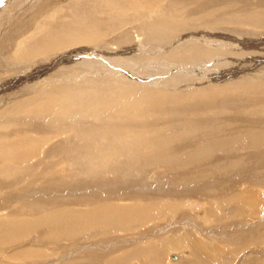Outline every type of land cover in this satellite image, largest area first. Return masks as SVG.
<instances>
[{
    "label": "bare ground",
    "instance_id": "1",
    "mask_svg": "<svg viewBox=\"0 0 264 264\" xmlns=\"http://www.w3.org/2000/svg\"><path fill=\"white\" fill-rule=\"evenodd\" d=\"M1 1L5 11L4 2L24 8L29 0ZM33 1L36 7L12 15L14 24L6 21L0 35V264H162L167 252L182 247L192 260L180 264H214L229 254L218 252L223 247H211L193 230L162 234L161 222L188 197L230 203L219 216L206 211L234 237L233 253L264 244L263 233L243 236L250 226L239 234L234 223L264 210V75L241 80L235 68L244 63L237 57L264 53V45L253 44L244 29L220 28L264 29V8L228 14L226 6L204 0ZM217 44L240 56L223 50L211 57L216 50L208 46ZM146 68L152 71L142 73ZM66 154L83 173H94L88 192L65 189L78 185L66 180L60 187L51 173L45 178ZM52 157L57 161L48 163ZM154 167L174 169L170 180L201 184L156 186L146 180ZM32 171L39 175L29 181ZM238 177L249 187L245 200L232 193ZM150 232L162 233L138 244ZM253 253L236 263L264 264Z\"/></svg>",
    "mask_w": 264,
    "mask_h": 264
},
{
    "label": "rangeland",
    "instance_id": "2",
    "mask_svg": "<svg viewBox=\"0 0 264 264\" xmlns=\"http://www.w3.org/2000/svg\"><path fill=\"white\" fill-rule=\"evenodd\" d=\"M210 1H212V2H210ZM34 2L35 1H33V0H29L28 1V6L26 5L27 4L26 3L25 4L26 6H24V8H23L22 4H21V6H20V4L18 6H14V3H12V4L10 3L8 5V4H6L4 2V7L3 8H7L8 7L7 9L9 11H7V9L5 11H2L1 8H2V5H3L2 4L3 2L1 1L0 2V35L2 34V32H3V34H5L8 31V26L9 25H7L6 27H4L6 25V21L10 25L11 24H14L13 23L14 22V17L13 18H10L12 15H15L17 17L18 16L20 17L21 14H23L24 12H27V7H29L31 5V3H34ZM215 2H217L218 4L220 3L223 6H226L225 9H226V12H228V14H232V13H236V12L237 13H243L242 11H245V10H247V11L248 10H253V8H255V9H259V8L262 9V8H264V0H204V3L208 4V6L209 5H212V4L213 5L216 4ZM37 3H39V2L37 1ZM213 5H212V7H213ZM34 6H35V3L33 4L32 7H34ZM16 8H18V9H16ZM196 10L197 9H194V11H196ZM219 13H221V15ZM217 16H223V11H219L218 10L217 11ZM226 16H228V15H226ZM225 18H227V17H225ZM17 24L18 25H22V21L20 20ZM223 25H224L223 27H222V25L220 26L221 31H223V32H225V31L222 30V28H225V27L226 28H228V27L229 28H232L234 26V28H236V29H240V30H243L244 29L246 31L244 33H247L248 34L247 37L249 38V40L251 42L253 41L252 42L253 44H256V43L258 44V42H260V45H264L263 44V42H264V29L257 28L256 26L249 25V24H239V25H232V26L231 25H228V24H223ZM240 26H242V27H240ZM107 30H108V26H105L104 31L107 32ZM30 31H32V28H30V30L27 31V32H30ZM194 31H196V30H194ZM183 34L184 33H180L181 36H183ZM211 35L209 34V36H211ZM216 38L220 42H223V43H224V41H226L222 37H216ZM193 43H192V45H193ZM208 48L215 49L216 52H213L214 54L215 53H218V51L219 52H224L223 50H225V53H223V54H225L229 58H231L232 56H240L239 54H237V51H234V50H231V49L229 50L228 48L225 49L222 46H219V44H217L216 46H213V47L212 46H208ZM227 49L230 52L233 51L232 53L233 54L235 53L236 55H233V54L229 55L228 53H230V52ZM253 55L256 56V58ZM213 56H217V55L215 54V55H212L211 57H213ZM241 56H243V57H237L236 59H242V58H244V61H242V62H244V63H242L244 65H242L241 63H238L240 65H238V64H236V66L234 65L235 68H237L239 70V72H238V74H239L238 76L240 77V78L238 77L239 79H241V80H248L249 79L250 81H252V80H257V77L258 76H261V75L263 76L264 75V53L259 54V53H254L253 52L251 54L241 55ZM246 57H249V58L247 59ZM134 60H136V59H134ZM138 60L139 59H137L135 63L139 62V64H141V62H144V61H146L148 59H140L141 62L138 61ZM252 60H254V61H252ZM123 64L125 65L126 68L128 67L129 70H131V68H132L133 71L137 72L136 65H132L131 62H127V63L125 62ZM144 64L147 65L146 62H144ZM225 70H227V68ZM148 71L151 72L152 70L146 68L145 70L143 69L141 72L144 73V72H148ZM230 72H232V70ZM194 76L196 77V75H194ZM197 80H198L197 78H192L190 80V82H193L194 83ZM234 81H236V80H234ZM262 81H264V80H262ZM183 85H185V84H183ZM259 97H260V94L257 96V98H259ZM156 117L154 119H156ZM84 119H87L89 121V123L92 124V126L95 125V124H97V122L95 120H93V119H91L89 117H86ZM137 119H133V120L139 121V122H135V124L144 123V122L149 123V122L153 121V120L141 121V120H137ZM70 121H71V119H70ZM15 129L18 130V127L15 126ZM18 134H20V133H18ZM70 135H73V134H70ZM46 148H48V146H46ZM68 152H70V151H68ZM63 158H64V160H63ZM56 159H57L56 157H52L51 159L48 158V163H52V160H54V162H55L57 160L62 159L63 161L60 162V164L57 166V168L55 169L54 172H48L47 174H45V176H46L45 178H48V174L51 173L53 176L56 175V178L59 179L58 180V185L60 187H64L65 186V182L66 181H69L71 183L80 185L81 189L80 190L79 189L77 190L78 185L71 186V187H66L65 186V189L72 190V191H75V192L76 191H79V192H88L89 190H91V189H89V185H90L91 180H92L91 177L94 175V173L93 174H89V172L83 173L81 171L83 168L81 170L79 168V167H82V166L79 165V164H76V161L73 163L72 162L73 158L71 157L70 154H66L62 158H59L57 160ZM65 159H67V160H65ZM67 164H70V165H67ZM100 171H103V172L106 173L105 174V178L110 179L112 177V176H109L108 175L109 174V171H107V170H97L96 173H98ZM149 171L150 172L148 173V175H149L150 178L148 177V178H146V180L148 181L150 179V182L153 183V184H155L156 186L157 185H161V186L163 185V186L166 187L167 185H173L176 188V187H180V186L184 185V186L189 187L191 185H200L201 184L200 183V180H202V179H198V180L196 179L195 181H191L190 180V181H186V182H181V181L177 182L175 180H170L169 179L172 175H177V174H175V170L174 169H172V170H165L162 167H154V168H150ZM127 172H129V171H127ZM228 172L233 173L232 171H228ZM215 173H218V172H215ZM37 174L39 175V173L33 174V171H32V175L33 176H30V177H28L27 175L26 176H27V178H28L29 181H30L31 178H32V180L33 179L36 180ZM26 176L22 172V174L19 176L20 177L19 178L20 182L22 181V179L24 177L26 178ZM239 176H241V174H239ZM240 178L241 177H238V179L240 180V182H238L236 188L234 190H232V193H235V192L238 193V194L244 193V195L241 197V200H245L244 197L247 196V194L244 191L247 188H249V187H248V184H246L244 182L245 180H243L242 178L240 179ZM243 178H245V177H243ZM101 179H103V178H101ZM64 180H66V181H64ZM50 181H52V180H50ZM52 182H49V185L52 184ZM34 183H36L35 185L38 186V187L41 184L40 182H39L40 184H37L38 181H35ZM157 183H159V184H157ZM224 183H229V178H226L225 180H223L222 183L215 184L214 187H219L220 185H222ZM30 185L32 186V184H30ZM20 188H22V187H20ZM18 189H17V191H18ZM238 196H237V198H238ZM57 200L62 201V197H60ZM238 201H240V200H238ZM122 202H126V201H122ZM185 202H186V205H184L183 207L181 206V210H179L177 212V214H175L169 220H167L165 222H161L163 224L162 227L166 228V230L164 229V232L163 233L161 232L162 234H168L169 237L176 238V237L179 236V234L181 232H183L184 229H186L185 231H187V230H193L194 232L193 231L192 232L196 235V238L197 239H200V240L203 239L204 241L209 242L211 247L217 246V247L220 248V246H221L220 249H222V247H223V250H218V252L219 253L229 252V254H223V255L221 254L220 260L215 261L214 264H223L225 261H227L229 259L228 257H230V260H229L230 263L229 264H233V260L234 261L236 260L234 264H237L236 262L240 260V257L243 256V258H244V257H246V254L248 252H252L253 253L254 251H255V253L252 254L253 256H259V257H263L264 256V248L263 249L261 248V250L259 249L260 246H263L264 247V244H261V245L252 244V247H248V248H246L245 246H243V247H245V250H242L239 254L233 253L232 250L236 247L234 245V242H235V240L233 239L234 237H231L230 235L229 236L226 235L227 232L225 231V229L224 230L219 229V228H221L223 226V225H221L222 222H217V221H215V220H213L211 218L209 219L210 213H208L206 211L207 208H210L212 210V215L219 216L220 214H224L225 212H227L228 208L231 206L230 203L227 204L226 207H219L220 205H218V204L216 205V201L213 200V199H211V198H201V199H199V198H194V197L193 198L192 197H188V199L186 198V201ZM14 205H15L14 209L19 210L18 209L19 208V203H14ZM243 208L245 210L248 209V207H246L245 205H243ZM22 211H23V208L21 207L19 212H22ZM177 221H180V222H177ZM234 223H235V228L237 227L235 230H238V233L239 234H242L243 231L247 227L250 226L249 230L245 231L244 234H243V236L250 235L252 233V231H255V232H259V234L263 233V235H262V238L263 239H261V240H264V210L262 211V208L259 209V213L258 214H255V215L246 214L241 219L236 220V222H234ZM232 225H234V224H232ZM168 226H170V227H168ZM178 226L180 228H177ZM243 227H246V228H243ZM174 229H175V231H174ZM202 231H204L205 233H203ZM169 232H170V234H169ZM161 233H159V232H157V233H151L154 236H152L150 238H147V239H144V240L141 239L142 241H137V240L136 241L139 242L138 244H140V243L141 244H146V243H149L152 240H156L157 238L155 236H158ZM122 234H120V236H118V237H122ZM213 236L215 237V239H213ZM111 239H112V237L111 238H108V241H111ZM90 242L93 243V240H89V242H87V243H90ZM93 249L94 248L90 247L89 249L86 250V252H91ZM121 250L122 249H119L118 251L116 250V252L115 251L114 252L115 253H118ZM61 253L59 252L58 253L59 254L58 256H55L54 258H50V259H48L46 261L48 262V261L56 260L60 256ZM191 255H192V253H191V251H190V249L188 247H182L181 250L180 249H177V251H174V252L173 251L172 252H167L162 264H180L184 260L191 261L192 260V256ZM61 256H62V254H61ZM172 256H174L173 259H172ZM177 256L179 258L176 260ZM28 263H30V262H27V261L25 262V264H28ZM14 264H15V262H14ZM135 264H137V263H135ZM138 264H139V262H138ZM243 264H245V263H243Z\"/></svg>",
    "mask_w": 264,
    "mask_h": 264
}]
</instances>
